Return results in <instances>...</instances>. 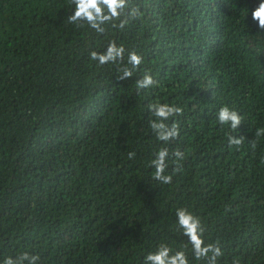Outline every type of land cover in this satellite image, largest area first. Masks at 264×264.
<instances>
[{
    "label": "trees",
    "instance_id": "obj_1",
    "mask_svg": "<svg viewBox=\"0 0 264 264\" xmlns=\"http://www.w3.org/2000/svg\"><path fill=\"white\" fill-rule=\"evenodd\" d=\"M133 2L142 19L99 36L66 22L69 0H0V261L143 264L158 244L184 246L187 207L220 242L218 264H264V137L248 143L264 128L258 0ZM113 39L144 56L130 80L89 59ZM145 69L158 83L138 93ZM151 103L183 108L178 139H156ZM224 105L239 129L218 124ZM229 135L246 137L239 151ZM161 147L185 153L168 161L171 185L149 167Z\"/></svg>",
    "mask_w": 264,
    "mask_h": 264
},
{
    "label": "clouds",
    "instance_id": "obj_2",
    "mask_svg": "<svg viewBox=\"0 0 264 264\" xmlns=\"http://www.w3.org/2000/svg\"><path fill=\"white\" fill-rule=\"evenodd\" d=\"M71 10L67 15L66 22L78 28H87L99 36H104L109 28L124 31L130 23L141 20L144 13L138 4L133 0H69ZM251 20L257 25L258 34L264 36V0H258L257 5L250 10ZM249 15V10H248ZM248 18V16H247ZM246 18V19H247ZM126 57V58H125ZM89 59L95 61L99 66L108 64L118 65L116 77L118 81H126L133 78L134 73L140 70L144 63V56L135 49L128 50L123 43L116 40H109L103 51H91ZM158 81L153 77L149 69H145L143 75L136 80L137 92L150 89ZM148 111L153 117L149 121V127L156 139L164 145L169 144L180 136V124L177 117L183 115L181 106L167 103H151ZM171 121V123H168ZM217 122L220 126H228L235 131L243 123L241 114L227 105L221 106L217 113ZM264 137V128H258L255 137L248 141L252 150L257 148L258 139ZM246 137L240 135L228 136L229 147L240 150ZM135 152H129L127 158L134 159ZM179 165L185 159V153L179 148L169 151L168 147H161L151 160L149 167L153 168V179L164 185H171L172 174H167L168 161ZM264 163V158L261 159ZM180 166L173 169L179 172ZM176 224L181 230L186 242L182 248L174 249L167 243L158 244L155 251L148 252L143 258V264H192V261L201 264H218V260L224 256V251L219 241H205V227L199 216L195 215L187 207H179L175 212ZM190 246L191 257L189 258L188 247ZM39 255L23 252L18 256H6L0 264H38ZM231 264H241L239 257H233Z\"/></svg>",
    "mask_w": 264,
    "mask_h": 264
}]
</instances>
